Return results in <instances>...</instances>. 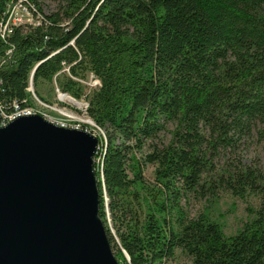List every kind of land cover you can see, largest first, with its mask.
Segmentation results:
<instances>
[{"label": "trees", "instance_id": "16d2710c", "mask_svg": "<svg viewBox=\"0 0 264 264\" xmlns=\"http://www.w3.org/2000/svg\"><path fill=\"white\" fill-rule=\"evenodd\" d=\"M16 1L0 0V23ZM25 1L39 24L0 37V104L30 103V79L88 103L118 263L180 250L191 264H264V167L235 158L264 127V0H50L48 14ZM91 74L99 86L84 83ZM219 189L259 199L231 235L210 210ZM191 193L211 202L195 216L182 203Z\"/></svg>", "mask_w": 264, "mask_h": 264}, {"label": "water", "instance_id": "95a60500", "mask_svg": "<svg viewBox=\"0 0 264 264\" xmlns=\"http://www.w3.org/2000/svg\"><path fill=\"white\" fill-rule=\"evenodd\" d=\"M97 148L41 114L0 126V264H119L99 215Z\"/></svg>", "mask_w": 264, "mask_h": 264}, {"label": "rangeland", "instance_id": "374dc122", "mask_svg": "<svg viewBox=\"0 0 264 264\" xmlns=\"http://www.w3.org/2000/svg\"><path fill=\"white\" fill-rule=\"evenodd\" d=\"M55 7V2L50 0L43 1V11L46 14L55 10ZM27 19L30 21L34 20L31 15H28ZM88 86L91 87L92 85ZM34 89H36L39 95H43L45 99L43 101L41 100L43 103H40L32 98V103H34L35 106L41 110V112H44L59 121H64L66 126H70L69 124H73L74 122L89 126L87 123L88 117L84 114L83 101L85 100L74 98V100L80 105L71 104L72 106H70V110L68 108L61 109L62 105H59L60 107H56V109L54 108V105L58 104V98L51 83L41 82L38 80ZM261 131L262 132L260 133L258 128H256L248 137L243 138L238 147L235 158H238V160L244 164L264 167V127H261ZM168 137V134L162 135V139L164 141H166ZM220 163H223L221 159ZM153 169L154 167L148 164L144 170V177L150 182L154 179ZM188 195L189 196L187 198H182V203L190 216L197 215L206 205H210L211 203L207 201L208 195L205 197L197 196L194 193ZM258 204L259 199L257 196L248 195L245 199H242L233 196L230 192L224 189H219L217 190V201L216 203H212L210 210L214 215L222 218V221L224 222L225 234L231 235L235 233L237 228H239L248 218L252 217L249 208H256ZM106 211L109 226L112 228L108 209ZM163 264H191V261L187 255L182 253L180 250H176L174 257L166 260Z\"/></svg>", "mask_w": 264, "mask_h": 264}, {"label": "built area", "instance_id": "2783aa9c", "mask_svg": "<svg viewBox=\"0 0 264 264\" xmlns=\"http://www.w3.org/2000/svg\"><path fill=\"white\" fill-rule=\"evenodd\" d=\"M28 15H31L34 20L27 19ZM37 25L39 24V17L33 16L32 9L29 7V5L26 3L25 0H18L14 4H12L8 10L6 19L0 23V37L2 39H6L9 37V35L12 33L13 29L20 25ZM91 80V81H90ZM87 85H92L91 87H96L100 85V81L94 77L92 74L89 76L88 80L86 82ZM27 90L30 94V103H28V99L26 98L24 100L25 103H19L17 101H13L10 104V107L6 108L4 105L0 104V126L6 125L9 121L22 116V115H31V114H41L46 119L50 120L53 123L66 126V123L64 121H59L57 119L52 118L51 116L45 114L44 112H41L34 103H32V98L40 103L41 99L37 97L35 94L31 79L29 81V85L27 87ZM55 93L57 94V100L58 104L54 105V108L60 107L59 105H62L61 109L68 108L70 110L71 104H79L74 100L73 97H71L69 94L60 91L56 86L54 87ZM43 101V100H42ZM84 104V114L88 117L86 110L88 107V103L86 101H83ZM80 105V104H79ZM57 109V108H56ZM60 109V108H58ZM60 111V110H58ZM88 125H81L79 123H73L69 124L72 128L82 129L85 131H88L95 135L96 137L104 135V132L101 128H99L89 117L87 120ZM99 149V145L97 150ZM97 153V151H96ZM94 161L96 163L100 162V158L97 157L95 154Z\"/></svg>", "mask_w": 264, "mask_h": 264}, {"label": "bare ground", "instance_id": "6f19581e", "mask_svg": "<svg viewBox=\"0 0 264 264\" xmlns=\"http://www.w3.org/2000/svg\"><path fill=\"white\" fill-rule=\"evenodd\" d=\"M100 170V169H99Z\"/></svg>", "mask_w": 264, "mask_h": 264}]
</instances>
